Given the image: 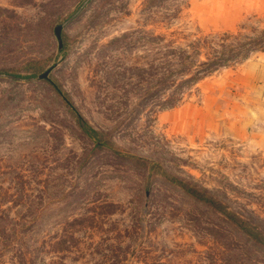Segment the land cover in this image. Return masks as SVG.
<instances>
[{
    "label": "rangeland",
    "instance_id": "obj_1",
    "mask_svg": "<svg viewBox=\"0 0 264 264\" xmlns=\"http://www.w3.org/2000/svg\"><path fill=\"white\" fill-rule=\"evenodd\" d=\"M261 52L264 0H0V264H264Z\"/></svg>",
    "mask_w": 264,
    "mask_h": 264
},
{
    "label": "crops",
    "instance_id": "obj_2",
    "mask_svg": "<svg viewBox=\"0 0 264 264\" xmlns=\"http://www.w3.org/2000/svg\"><path fill=\"white\" fill-rule=\"evenodd\" d=\"M243 78L248 81L249 90L256 97L264 99V52L250 60L244 68ZM245 81V80H243Z\"/></svg>",
    "mask_w": 264,
    "mask_h": 264
},
{
    "label": "trees",
    "instance_id": "obj_3",
    "mask_svg": "<svg viewBox=\"0 0 264 264\" xmlns=\"http://www.w3.org/2000/svg\"><path fill=\"white\" fill-rule=\"evenodd\" d=\"M214 58V59H213ZM209 62L202 64L203 67L201 68V75L203 74H207L209 72H211L213 69H216L219 67L220 64H218L219 59H221V57H219L218 55H216L215 57H213ZM200 71H197L193 74V76L191 78H189L188 80H185L186 82H191L192 79H196L197 76H199ZM200 75V76H201ZM54 89L56 90V92L58 93V95H60L62 97V99L66 102V104L68 106H70V108L76 113V118L77 121L79 123V125L82 126L83 130L86 131L87 133H89L90 135H96L97 133L90 129L86 122L84 121V119L82 118V116L76 111V109L74 108V106L71 104V102L66 98V95L64 94V92L61 90V88H59L57 85H54ZM6 222H3V217L0 216V234L3 233L4 230V226L3 224H5ZM245 231L247 232V235H251L252 238L255 237L254 234H251V232H249L248 228H245Z\"/></svg>",
    "mask_w": 264,
    "mask_h": 264
},
{
    "label": "water",
    "instance_id": "obj_4",
    "mask_svg": "<svg viewBox=\"0 0 264 264\" xmlns=\"http://www.w3.org/2000/svg\"><path fill=\"white\" fill-rule=\"evenodd\" d=\"M61 31H62V27H61V26H58V27L56 28V30H55V32H56V37H57V39H58V41H59V46H60V48L62 47ZM48 74H49V70L46 71L44 74H42V75L40 76V78H46Z\"/></svg>",
    "mask_w": 264,
    "mask_h": 264
}]
</instances>
